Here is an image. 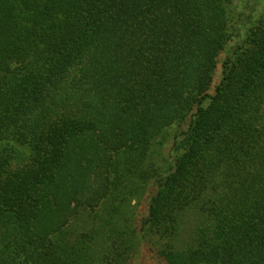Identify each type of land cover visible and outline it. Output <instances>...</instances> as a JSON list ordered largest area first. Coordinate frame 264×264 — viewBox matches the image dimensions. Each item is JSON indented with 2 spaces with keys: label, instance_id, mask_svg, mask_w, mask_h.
Here are the masks:
<instances>
[{
  "label": "trees",
  "instance_id": "trees-1",
  "mask_svg": "<svg viewBox=\"0 0 264 264\" xmlns=\"http://www.w3.org/2000/svg\"><path fill=\"white\" fill-rule=\"evenodd\" d=\"M230 5L0 0V264H264V18Z\"/></svg>",
  "mask_w": 264,
  "mask_h": 264
},
{
  "label": "rangeland",
  "instance_id": "rangeland-1",
  "mask_svg": "<svg viewBox=\"0 0 264 264\" xmlns=\"http://www.w3.org/2000/svg\"><path fill=\"white\" fill-rule=\"evenodd\" d=\"M257 6V7H256ZM230 9H231V15L234 19H236V17L239 14H246L247 11L249 10H254L253 11V17L259 16L260 20L262 18H264V0H231V5H230ZM258 18V19H259ZM263 25V24H262ZM261 25V26H262ZM247 27H250L249 24L247 26H245V28H243L242 31L246 30ZM173 131V129H170L167 134L171 133ZM155 156L152 157V159H154ZM159 160V159H158ZM156 159V162L158 161Z\"/></svg>",
  "mask_w": 264,
  "mask_h": 264
}]
</instances>
